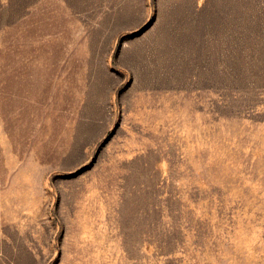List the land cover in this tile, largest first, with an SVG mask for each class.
Wrapping results in <instances>:
<instances>
[{
    "label": "rangeland",
    "instance_id": "obj_1",
    "mask_svg": "<svg viewBox=\"0 0 264 264\" xmlns=\"http://www.w3.org/2000/svg\"><path fill=\"white\" fill-rule=\"evenodd\" d=\"M0 264H264V0H0Z\"/></svg>",
    "mask_w": 264,
    "mask_h": 264
}]
</instances>
